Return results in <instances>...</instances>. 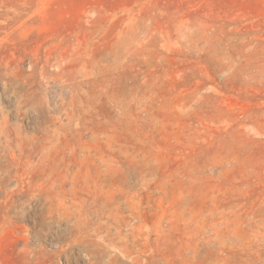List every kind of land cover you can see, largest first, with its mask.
I'll return each instance as SVG.
<instances>
[{
	"label": "rangeland",
	"instance_id": "obj_1",
	"mask_svg": "<svg viewBox=\"0 0 264 264\" xmlns=\"http://www.w3.org/2000/svg\"><path fill=\"white\" fill-rule=\"evenodd\" d=\"M5 72L0 119L30 161L95 180L136 226L96 264L264 260V0H0ZM13 166L0 150V264H90L38 226Z\"/></svg>",
	"mask_w": 264,
	"mask_h": 264
},
{
	"label": "bare ground",
	"instance_id": "obj_2",
	"mask_svg": "<svg viewBox=\"0 0 264 264\" xmlns=\"http://www.w3.org/2000/svg\"><path fill=\"white\" fill-rule=\"evenodd\" d=\"M55 58L59 70L57 78L62 79L64 77L61 72L67 63V54L59 53ZM0 77L8 76L7 73H0ZM65 80L67 83H74L71 78L66 77ZM5 83L12 87L18 97L17 111L37 108L19 84L8 81ZM5 119V116L0 119V150L4 156L11 157V161H14V169L3 178L15 180L21 204L39 203L41 218L38 226L47 232H54L63 248L76 247L81 250L92 259L89 260L90 264L101 261L98 260L100 254H107L109 263L117 261V254L114 252L127 249V237H135L136 226H130L125 217L118 218L98 200L96 181L82 178L77 169L33 164L29 159L26 138L10 131ZM36 167L40 169V174L34 176ZM63 221L68 225V235L65 237L55 229ZM125 230L127 232L124 233ZM257 263L264 264V260H257Z\"/></svg>",
	"mask_w": 264,
	"mask_h": 264
}]
</instances>
